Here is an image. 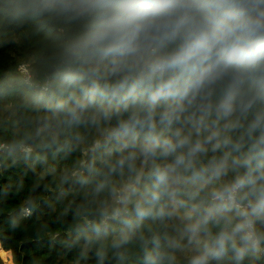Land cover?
Returning <instances> with one entry per match:
<instances>
[{"label":"clouds","instance_id":"clouds-1","mask_svg":"<svg viewBox=\"0 0 264 264\" xmlns=\"http://www.w3.org/2000/svg\"><path fill=\"white\" fill-rule=\"evenodd\" d=\"M0 31L35 44L0 73L21 218L78 264H264V0H0Z\"/></svg>","mask_w":264,"mask_h":264},{"label":"trees","instance_id":"trees-1","mask_svg":"<svg viewBox=\"0 0 264 264\" xmlns=\"http://www.w3.org/2000/svg\"><path fill=\"white\" fill-rule=\"evenodd\" d=\"M9 38L14 43L3 47V41ZM34 47L20 34L0 31V73L14 71ZM4 103L0 100V106ZM3 139L0 129V141ZM41 182L39 174L33 175L28 165L0 154V264H78L77 255L66 250L59 235L61 230L48 221L44 211L27 219L18 215L33 188Z\"/></svg>","mask_w":264,"mask_h":264}]
</instances>
